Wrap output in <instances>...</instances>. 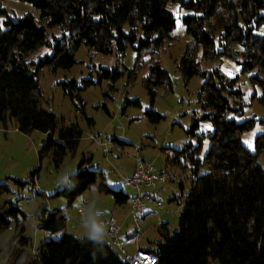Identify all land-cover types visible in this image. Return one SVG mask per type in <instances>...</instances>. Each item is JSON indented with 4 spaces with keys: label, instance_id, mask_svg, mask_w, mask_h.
<instances>
[{
    "label": "trees",
    "instance_id": "obj_1",
    "mask_svg": "<svg viewBox=\"0 0 264 264\" xmlns=\"http://www.w3.org/2000/svg\"><path fill=\"white\" fill-rule=\"evenodd\" d=\"M2 1L0 126L7 129L11 125L25 135L32 131L45 134L37 151L38 159L41 162L49 156L56 169L67 154L76 153L82 131L76 123L59 124L56 115L42 106V70L49 67L56 73L70 69L81 46L92 54L119 57L133 49L136 60L133 69L127 71L126 85L135 81L142 65L149 64V72L142 79L150 98L151 108L146 115L157 124L163 116L152 110L156 89L172 91L170 77L158 61L165 46L176 40L175 18L168 5L177 4L191 12L181 20L190 42L177 68L185 83L194 76L205 79L197 92L202 114L193 119L186 133L197 143L189 142L167 157L169 166L189 170L190 188L184 194L183 182L178 181L179 195L169 200L181 207L178 231L169 235L167 224L161 223V241L144 250L156 256V264H264V168L257 162L264 155V135L255 138L254 154L243 146L241 135L253 128L255 120L237 121L243 117L244 106L238 77L228 78L216 69L209 73L201 65L203 61L222 58L237 61L241 74L254 73L251 79L261 88L258 100L264 106V36L258 33L264 27V0H19L31 4L38 16L27 13L15 21L8 16ZM55 28L60 31L58 37L53 33ZM41 47L51 50V54L37 62L28 61ZM122 75L118 65L110 69L99 67L90 72L91 79L80 84L71 79L59 85L92 127L94 121L86 115L82 92L103 80L109 82L110 91H115V83ZM128 106H139V101L125 98L123 113ZM102 108L109 113L105 105ZM201 120L212 124V131L207 134L209 147L202 157L205 136L197 133ZM90 162L91 156H83L77 171L69 176V185L53 197H61L71 206L87 190L95 189L111 195L116 205L128 203L129 195L111 188L102 171L85 167ZM38 172H30L26 183L32 186ZM14 182L21 187L26 184ZM7 192L8 188L0 185V197ZM19 216L23 217V212L17 204L0 203V235L16 223L10 244L18 241V255L24 247H33L23 235V219ZM38 219L47 233L63 234L59 240L39 243L36 257L28 264H128L108 244L102 252H96L94 260L90 243H81L65 232L66 218L61 209L44 210Z\"/></svg>",
    "mask_w": 264,
    "mask_h": 264
},
{
    "label": "rangeland",
    "instance_id": "obj_2",
    "mask_svg": "<svg viewBox=\"0 0 264 264\" xmlns=\"http://www.w3.org/2000/svg\"><path fill=\"white\" fill-rule=\"evenodd\" d=\"M2 6L14 21L27 13H31L34 17L38 16L34 7L27 2L3 0ZM168 8L175 18L173 35L176 36V40L171 45L165 46L158 58L172 83V91H166L162 87L156 89L152 110L163 116L159 123H151L146 115V111L151 107L142 79L149 72V64L142 65L135 81L126 85L127 71L133 69L136 60V53L133 49H127L123 56L119 57L116 54H92L85 46H81L75 55L76 63L70 69L52 73L49 67H45L39 76L42 106L56 115L59 124L62 122L66 125L76 123L82 131V138L74 155L67 154L62 165L56 169L49 156L41 162L38 159L37 151L46 137L45 134L32 131L25 135L11 125L7 129L0 126V185L8 188V192L1 195L0 203L10 201L19 206L23 212V217L19 216L20 220L23 219V235L31 240L33 247L36 248L39 243L49 239L59 240L63 234L62 232L50 234L41 228L38 215L44 210L50 212L65 206L68 212L67 216L64 215L66 218L65 232L75 237L81 232L82 220L96 213L101 207L104 209V212L99 214L102 219L116 215L121 218L128 217V203L116 205L111 195L99 193L95 189L87 190L71 206H67L63 198L53 197L56 191L69 185V176L77 171V166L83 156H91V162L85 166L86 168L102 171L111 188L122 189L129 197L136 192L126 187L122 179L131 173L136 160L150 163L158 173L163 172L167 183L161 185L163 189L157 194L156 199L161 201L164 208L160 210L156 207H147L145 209L146 212L151 210V213L142 224V228H148L144 237L142 234V238L153 243L160 242L158 227L161 223L167 224L169 235L178 231V213L181 207L175 202L170 203L169 199L174 195H179L178 181L183 182L184 194L188 192L190 172L186 168L169 166L167 157L174 154L173 150H180L189 142L197 143L195 138L188 137L186 133L193 119L202 114L197 103V92L205 79L194 76L187 83L182 80L177 64L190 38L181 20L183 16L191 12L181 9L177 4H169ZM53 33L57 37L60 36L57 28L53 30ZM258 33L264 36V27H261ZM50 54L51 50L41 47L28 57V61L37 62L38 59ZM200 58L201 54L198 59ZM238 60L241 61L240 58ZM117 65L123 70V75L115 83L117 90L110 91L109 82L103 80L100 85H91L81 94L85 101L86 115L94 121V125L89 127L73 102L64 96L59 83L75 79L80 84L82 80L91 79L90 72H94V69L99 67L110 69ZM201 65L202 69L209 73L216 69L228 78L238 77L237 86L243 92L244 106L243 117L238 118L237 121L255 120L253 128L241 135V142L250 153L254 154L255 138L264 135V106L258 100L261 88L256 81L251 79L254 73L241 74V66L237 61L229 58L214 62L203 61ZM92 78L95 79V75ZM125 98L137 99L139 106H128L123 113ZM102 105L106 106L108 114ZM211 131L210 121L201 120L199 122L198 136H205L200 157L209 147L207 134ZM257 162L264 168V155H260ZM34 170L39 172L36 185L33 181L31 186L26 182L29 180V173ZM205 171L206 169L203 168L202 173ZM65 172H67L66 176ZM169 178L175 182H171ZM17 180L26 184L21 187L14 182ZM57 180H59L58 185H56ZM78 209L81 212H78ZM127 220L129 221L128 218ZM15 225L16 223H12V228L0 235V264H28L34 258L30 245L24 247L18 255L16 251L21 250L18 241L10 244V240L15 235ZM35 229H38L36 234H34Z\"/></svg>",
    "mask_w": 264,
    "mask_h": 264
},
{
    "label": "built area",
    "instance_id": "obj_3",
    "mask_svg": "<svg viewBox=\"0 0 264 264\" xmlns=\"http://www.w3.org/2000/svg\"><path fill=\"white\" fill-rule=\"evenodd\" d=\"M264 122V116H263ZM104 147L105 144L100 143ZM107 152V150H104ZM36 179L34 178V185H36ZM123 184L126 187H130L135 190L133 196L129 197V218L133 226V241L139 243L142 240L143 234V216L145 209L149 206L156 207L157 209H163L164 206L161 201L157 200L152 192L145 193L144 190H155L160 184L166 183V176L156 171L154 166L150 163H146L143 160H136L132 173L122 179ZM38 189V186L36 187ZM108 237L110 238L112 246L119 251V255L128 262V264H156V256L140 247H137L132 254H129L123 247L119 240L121 234V225L114 218L104 219ZM37 233L35 229L34 234ZM34 257L37 252L35 247L31 248Z\"/></svg>",
    "mask_w": 264,
    "mask_h": 264
},
{
    "label": "clouds",
    "instance_id": "obj_4",
    "mask_svg": "<svg viewBox=\"0 0 264 264\" xmlns=\"http://www.w3.org/2000/svg\"><path fill=\"white\" fill-rule=\"evenodd\" d=\"M68 171H71V169H68ZM67 175V172L64 174ZM59 184V180L56 181V185ZM97 200L99 201L98 197ZM61 212L64 215H68L67 209L65 206L61 207ZM100 212H104V209L101 207L99 210L86 217L81 222V232L76 237L81 243H90L93 247V259L96 258V252L100 251L102 252L105 245H106V237L108 235V231L105 225L104 220L99 215Z\"/></svg>",
    "mask_w": 264,
    "mask_h": 264
},
{
    "label": "crops",
    "instance_id": "obj_5",
    "mask_svg": "<svg viewBox=\"0 0 264 264\" xmlns=\"http://www.w3.org/2000/svg\"><path fill=\"white\" fill-rule=\"evenodd\" d=\"M16 130V129H15ZM135 166V165H134ZM134 166L132 167L131 169V173L134 169ZM130 173V174H131ZM129 174V175H130ZM160 174H163V172L160 171ZM128 175V176H129ZM167 183V181H166ZM165 183V184H166ZM161 185L163 186V184H160L158 186L157 189L155 190H148V189H145L144 192L145 193H151L153 194V196L156 198L157 194L160 192V190H162L163 188L161 187ZM170 200V199H169ZM152 206H149V208H151ZM80 211V209H78V212ZM81 212V211H80ZM151 213V210H148L147 212L145 211L144 212V216H143V222L145 223V220L146 218L150 215ZM83 214V213H82ZM109 218H114L118 221V223L121 225L122 229H121V234H120V240H121V243L123 245V247L125 248V250L129 253V254H132L135 249L137 247H140L142 249H148V247L151 246V244H153V242H151L150 240L146 239V238H142V240L139 242V243H136L133 241V226L131 224V221H130V218H129V215H128V219L129 221L127 220V218H121V217H118L117 215L116 216H112V217H109ZM107 219V218H106ZM104 220V219H103ZM144 229V228H143ZM148 229V228H147ZM147 229H144L143 230V237L147 231ZM106 241H108L109 245L112 246L111 244V241H110V238L107 236L106 237ZM106 242V244H108ZM113 247V246H112ZM114 248V247H113ZM115 249V248H114ZM115 252L118 253L119 255V251L115 249Z\"/></svg>",
    "mask_w": 264,
    "mask_h": 264
}]
</instances>
